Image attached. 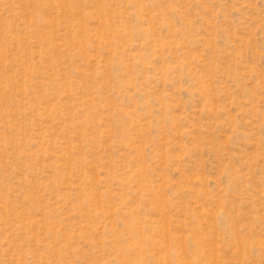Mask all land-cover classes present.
Listing matches in <instances>:
<instances>
[{
    "label": "rangeland",
    "instance_id": "374dc122",
    "mask_svg": "<svg viewBox=\"0 0 264 264\" xmlns=\"http://www.w3.org/2000/svg\"><path fill=\"white\" fill-rule=\"evenodd\" d=\"M0 264H264V0H0Z\"/></svg>",
    "mask_w": 264,
    "mask_h": 264
}]
</instances>
